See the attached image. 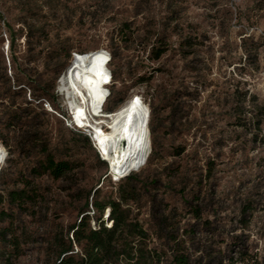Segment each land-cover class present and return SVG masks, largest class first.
Listing matches in <instances>:
<instances>
[{"label": "rangeland", "instance_id": "1", "mask_svg": "<svg viewBox=\"0 0 264 264\" xmlns=\"http://www.w3.org/2000/svg\"><path fill=\"white\" fill-rule=\"evenodd\" d=\"M75 61L99 67L102 101L89 116L138 100L149 146L139 170H113L74 121L61 80ZM0 92L11 145L0 136V264H52L54 236L87 197H119L122 182L106 175L132 172L126 207L149 248L169 254L176 240L195 264H264V0H0ZM33 94L39 108L21 130L71 163L59 179L34 173L46 153L20 154L19 128L4 126L7 107ZM18 189L22 206L7 199Z\"/></svg>", "mask_w": 264, "mask_h": 264}, {"label": "trees", "instance_id": "2", "mask_svg": "<svg viewBox=\"0 0 264 264\" xmlns=\"http://www.w3.org/2000/svg\"><path fill=\"white\" fill-rule=\"evenodd\" d=\"M7 42L9 48L10 41L7 40ZM164 52L165 49L160 47L152 50V53L155 54V59H158ZM80 54L82 58L88 53ZM66 55L70 56L69 51H66ZM111 61L112 56L108 63L109 65ZM104 64H106L105 61ZM109 71L112 76L111 82H113V73L110 69ZM104 76L105 73H103V78ZM107 82L105 85H108ZM20 89H22V87ZM5 94L6 93L0 92L1 103H3L1 97ZM31 94L32 93L29 91V98ZM40 98L42 97L33 94V97L25 101L22 105L19 104L16 106L14 104H8V121L4 126L6 128H19L20 131L14 133V135L17 139L16 146L19 148L20 154H30L34 151L37 152L36 150L46 153L44 160L39 162L34 173L37 175L49 174L52 178L59 179L72 169L71 163L64 160H56L54 156L48 152V145L39 133L29 136L27 135L28 132H23L21 130V127H29L32 120L35 118L34 115L36 109L39 108ZM50 100L53 102V98H50ZM43 101L50 104L46 99H43ZM123 102L124 101L121 100L118 106ZM105 104L101 109L106 112H112L118 107L107 109ZM61 118L66 122L63 115ZM74 130L77 133H82L78 128H74ZM35 131L39 132L38 129ZM8 133L10 134V132ZM146 135L150 136L149 131H146ZM0 136L3 144L10 147L11 145L2 137L4 136L3 133H0ZM151 150L152 146L150 145V154ZM100 159L103 163H106L101 157ZM132 174L133 172L123 177H112L111 174L106 175L105 178L110 177L113 183L122 182L119 187V197L107 201H99L98 199L93 200L99 192V188L94 190L91 196V203L87 197L80 210L79 217L70 225L66 233L54 236L51 244L54 255L52 264H195L189 252L181 247L176 240L174 241L175 244L173 243V245L168 248L169 254H167L166 251H158L154 247H148L147 243L150 240L148 232L138 221L130 218L129 209L126 207L131 197L129 191L122 188V185L132 179ZM28 196L25 189L12 190L7 193L8 202L13 204L16 203L18 206H22V204L28 200ZM89 205L93 212L99 213L95 221L96 227H91L90 225L91 214ZM106 209H108V213L104 218L103 215Z\"/></svg>", "mask_w": 264, "mask_h": 264}, {"label": "bare ground", "instance_id": "3", "mask_svg": "<svg viewBox=\"0 0 264 264\" xmlns=\"http://www.w3.org/2000/svg\"><path fill=\"white\" fill-rule=\"evenodd\" d=\"M99 74V67L95 63L75 61L61 80V91L70 99L74 121L91 128L94 143L109 161L111 168L117 172L136 168L139 170L149 147L142 131L145 113L138 100L132 98L112 112H101L98 109L95 118L89 116L97 110L101 99ZM72 97H75V103H72ZM103 124L108 126L109 131L104 130Z\"/></svg>", "mask_w": 264, "mask_h": 264}, {"label": "built area", "instance_id": "4", "mask_svg": "<svg viewBox=\"0 0 264 264\" xmlns=\"http://www.w3.org/2000/svg\"><path fill=\"white\" fill-rule=\"evenodd\" d=\"M110 56V55H109ZM109 61H110V57H109V59L107 60V65H108V63H109ZM109 73H110V71H109ZM110 76H111V73H110ZM111 80H112V76H111ZM109 83H110V81H108ZM107 87H108V85H107ZM109 96V94L107 95V97ZM93 140V139H92ZM94 142V141H93Z\"/></svg>", "mask_w": 264, "mask_h": 264}, {"label": "water", "instance_id": "5", "mask_svg": "<svg viewBox=\"0 0 264 264\" xmlns=\"http://www.w3.org/2000/svg\"><path fill=\"white\" fill-rule=\"evenodd\" d=\"M124 173H127V172H124ZM124 173H120L121 175H118V177H123V176H125ZM126 175H127V174H126Z\"/></svg>", "mask_w": 264, "mask_h": 264}]
</instances>
